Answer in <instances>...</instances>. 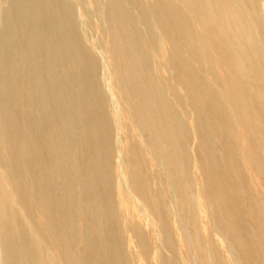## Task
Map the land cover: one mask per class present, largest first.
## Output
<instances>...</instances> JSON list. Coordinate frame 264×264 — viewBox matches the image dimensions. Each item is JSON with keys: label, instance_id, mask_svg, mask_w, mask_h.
<instances>
[{"label": "bare ground", "instance_id": "6f19581e", "mask_svg": "<svg viewBox=\"0 0 264 264\" xmlns=\"http://www.w3.org/2000/svg\"><path fill=\"white\" fill-rule=\"evenodd\" d=\"M0 264H264V0H0Z\"/></svg>", "mask_w": 264, "mask_h": 264}, {"label": "rangeland", "instance_id": "374dc122", "mask_svg": "<svg viewBox=\"0 0 264 264\" xmlns=\"http://www.w3.org/2000/svg\"><path fill=\"white\" fill-rule=\"evenodd\" d=\"M136 208V205H134V209ZM136 210V209H135ZM137 211V210H136Z\"/></svg>", "mask_w": 264, "mask_h": 264}]
</instances>
